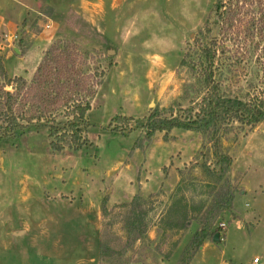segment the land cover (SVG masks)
I'll use <instances>...</instances> for the list:
<instances>
[{"label": "rangeland", "instance_id": "1", "mask_svg": "<svg viewBox=\"0 0 264 264\" xmlns=\"http://www.w3.org/2000/svg\"><path fill=\"white\" fill-rule=\"evenodd\" d=\"M216 1L30 0L28 32L16 28L11 43L0 30L4 59L15 46L43 54L68 47L75 72L100 85L87 113L89 148L51 154L45 129L0 145V264H177L198 225L168 229L164 211L179 190L189 201L206 200L211 179L200 166H213L215 152L231 158L223 182L235 191L232 211L214 223L226 226L220 243L209 240L190 264L264 258V122L221 126L213 143L210 135L179 129L145 139L152 114L188 119L198 108L205 93L199 48L213 35L206 29L216 20ZM243 39L227 41L214 80L225 97L247 100L264 89V68ZM12 63L6 76L30 82L32 74ZM7 80L0 78V88L11 92ZM116 116L132 118L123 135L107 128ZM134 201L148 211L147 228L129 245L124 218Z\"/></svg>", "mask_w": 264, "mask_h": 264}, {"label": "trees", "instance_id": "2", "mask_svg": "<svg viewBox=\"0 0 264 264\" xmlns=\"http://www.w3.org/2000/svg\"><path fill=\"white\" fill-rule=\"evenodd\" d=\"M212 12L216 17L213 28H217L218 33L216 39L208 36L206 45L199 48L198 66L202 67V72L198 84L203 86L205 93L198 108L190 110L188 119L175 117L159 121L152 114L143 126L147 141L156 133L168 134L179 129L210 135L209 141L213 143L221 126L254 127L264 122V89L247 100L229 98L222 95L220 83L214 80V71H217L214 66L227 52L223 47L227 41L237 43L240 36L244 38V45L247 43L246 51L255 54L257 66L264 68V0H217ZM213 28H207L206 33H213ZM67 48L54 46L45 51L30 82L23 77L8 78L4 58L0 56V78L8 79L6 85L12 89L5 92L4 87L0 88V145L15 146L33 129H45L51 154L79 153L91 146L87 137L90 127L87 113L100 85L96 82L90 86L89 77L75 72L74 56ZM198 66L192 64L190 67L196 72ZM130 121L132 118L116 116L107 128L123 135L121 126H128ZM214 144L216 147L218 143ZM213 156V166H200L204 175L211 179L204 184L209 191L205 194L206 200L189 201L179 190L164 211L162 223L168 229L184 231L192 222L198 225L177 264H190L202 244L212 241L216 233L223 235L214 223L221 214L232 211L235 191L229 181L223 182L231 158L217 152ZM131 206L124 218L129 245L144 237L147 228L144 219L148 214L142 210L140 201L132 202Z\"/></svg>", "mask_w": 264, "mask_h": 264}, {"label": "crops", "instance_id": "3", "mask_svg": "<svg viewBox=\"0 0 264 264\" xmlns=\"http://www.w3.org/2000/svg\"><path fill=\"white\" fill-rule=\"evenodd\" d=\"M29 1L30 0H0V30L2 32H4V30H7V33L11 34V32H13L16 28H18V33L28 32L26 31L27 21L32 17V13L30 12L32 11L31 4ZM27 49H28L27 52L22 53L21 48H19V46H15L12 48L13 58L10 61H13V63L11 66L14 67L15 65L16 66L19 65L22 74L33 75L34 71L36 70L43 56V53L36 48L27 47ZM9 58L10 55L7 53L4 59V67L7 74L8 71L6 64L10 62ZM13 77H18V76L15 75ZM210 243H211L210 241L205 242L201 250ZM221 264H225V263H221Z\"/></svg>", "mask_w": 264, "mask_h": 264}, {"label": "built area", "instance_id": "4", "mask_svg": "<svg viewBox=\"0 0 264 264\" xmlns=\"http://www.w3.org/2000/svg\"><path fill=\"white\" fill-rule=\"evenodd\" d=\"M9 35L11 36L12 39L11 43L15 42L18 39V37L15 34H9ZM9 35L7 36V39L5 38L6 42H8V38L10 37ZM218 228L224 232L226 226L224 223H220L218 224ZM250 264H264V258L255 257L251 260Z\"/></svg>", "mask_w": 264, "mask_h": 264}, {"label": "water", "instance_id": "5", "mask_svg": "<svg viewBox=\"0 0 264 264\" xmlns=\"http://www.w3.org/2000/svg\"><path fill=\"white\" fill-rule=\"evenodd\" d=\"M213 38L216 37V31L215 29L213 30V35H212ZM212 242L213 243H216V244H219L220 243V235L218 233H216L213 238H212Z\"/></svg>", "mask_w": 264, "mask_h": 264}]
</instances>
